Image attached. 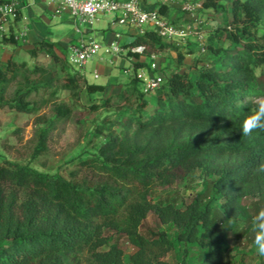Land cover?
Masks as SVG:
<instances>
[{"label":"trees","instance_id":"16d2710c","mask_svg":"<svg viewBox=\"0 0 264 264\" xmlns=\"http://www.w3.org/2000/svg\"><path fill=\"white\" fill-rule=\"evenodd\" d=\"M202 5L225 16L221 27L229 44L218 46L210 36L202 54L208 60L194 76L180 70L168 75L148 115L142 113L147 94L134 74L146 63L134 62L129 86L104 101L115 108L113 116L94 125L95 136L104 142L94 155L77 162L72 179L0 162V264H70L69 258L73 264H124L125 252L113 234L127 237L136 248L131 264H170L165 258L173 245L167 233L142 232L150 214L175 225L179 242L202 249L197 264H231L219 224L235 229L244 200L252 198L247 232L264 207V172L255 171L264 163V131L244 137L240 129L255 107L253 100L264 96L256 73L264 68V0H230L228 9L224 0H202ZM161 10L166 14L167 8ZM2 41L17 43L14 36ZM179 45L150 31L124 47L145 46L147 54L173 51L182 67L186 54ZM40 51L60 61L52 42H35L28 53L36 58ZM127 56L140 57L131 51ZM27 72L24 62H0V108L36 114L39 154L48 150L57 122L73 118L83 91L103 94L106 86L89 83L80 73L60 79L47 70L38 78ZM14 84L20 85L10 98ZM41 88L51 89L48 98L40 104L29 99ZM60 89L70 92L73 104L55 99ZM132 99L134 111L128 107ZM114 100L127 104L116 107ZM43 105L51 118L38 114ZM89 108L98 111L100 106ZM115 125L120 132L113 131ZM198 171L206 178L205 189L183 207L152 199L154 189H170ZM80 254L85 257L76 258Z\"/></svg>","mask_w":264,"mask_h":264},{"label":"rangeland","instance_id":"374dc122","mask_svg":"<svg viewBox=\"0 0 264 264\" xmlns=\"http://www.w3.org/2000/svg\"><path fill=\"white\" fill-rule=\"evenodd\" d=\"M230 3V0H224ZM206 28L200 30L205 33L206 42L213 37L214 44L218 46H227L229 44L226 38V31L221 25L224 23L225 16L215 13L213 10L206 11ZM114 18L113 15L101 16L100 21L93 25V28L81 27L78 31V25L72 17H52L49 24L46 26L45 36L48 40L54 43V48L58 50L59 62L46 52H39L36 58L31 57L21 51L16 52V61L19 63H26L28 69L27 76L30 78H38L41 70L52 72L56 77L62 79L66 74L80 73L85 75L89 83L100 84L104 82V77L95 78L91 71L94 64H102L104 66H111L110 60L112 55L105 53L96 56L93 60L87 62L83 67L71 66L62 54L66 51V45L72 41H78L81 38H93L98 42L104 43L110 40L113 36V28H110V21ZM203 25V24H202ZM92 32H88L91 31ZM103 30L106 33L103 35ZM221 32L220 35L216 34ZM130 36H122V43L130 42ZM183 51L186 54L185 62L182 67H178L176 63L177 54L174 52H158L159 64L161 72L168 76L176 70L186 71L194 76L196 69L208 60L207 57L202 56L198 44L194 40H189L187 44L183 45ZM0 51V62H4L8 57V52L2 46ZM173 52V51H172ZM175 54V55H174ZM190 54V56H188ZM102 58V60H101ZM150 57L146 58L150 62ZM256 73L259 76V86L264 89V68H257ZM23 76L20 82L23 83ZM21 84V83H20ZM14 84L9 97L13 96L14 91L18 85ZM128 88L127 90H130ZM51 89L41 88L33 91L29 99L43 102L49 97ZM115 97L116 95H112ZM148 106L142 111L144 115L149 112L156 104L155 93L147 94ZM109 98L107 93L95 94L93 96L82 98L81 104L74 105V115L70 121L57 122L55 128L51 131L48 140V150L43 153H36L38 147L37 130L41 126L35 125L36 114L21 113L15 110H10L8 107L0 108V162H12L21 166H26L37 171L47 173L50 175L61 174L68 179L73 178V173L77 168L76 164L79 160L88 158L97 152L98 147L104 142V137H96L94 125L101 126L104 118L113 116L115 108H108L104 105V101ZM55 99L62 103L73 104L70 92L60 89ZM92 104L100 106L98 111H93L89 108ZM112 104L115 106H122L121 100H114ZM130 109L136 110V102L134 99L130 101ZM47 113L51 118L49 107L42 106L38 114ZM121 128L114 126L113 131L120 132ZM83 176L81 173L80 177ZM206 178L198 171L188 178L179 181L170 189H154L152 192V199L161 203L173 202L179 207H183L184 203L188 202L196 193L205 189ZM252 198L244 200L241 209L240 221L237 227L232 230H226L219 224L220 232L227 237V254L230 257L231 264H264V256L258 252L257 233L259 231L258 225L252 221L251 227L245 232L248 226V219L251 216L250 205ZM218 205V203L216 204ZM148 230H163L167 233L168 239L173 245V249L167 254L166 260L170 264H197L198 254L202 249L197 244L185 245L177 240L178 228L173 225H165L153 214H150L143 222L142 232L146 233ZM113 242H116L125 252L124 264H131L130 256L136 251V248L130 244L128 238L118 234L112 235ZM85 254H80L76 258H84ZM70 264H73L72 259H68ZM77 260L74 261V263Z\"/></svg>","mask_w":264,"mask_h":264},{"label":"built area","instance_id":"2783aa9c","mask_svg":"<svg viewBox=\"0 0 264 264\" xmlns=\"http://www.w3.org/2000/svg\"><path fill=\"white\" fill-rule=\"evenodd\" d=\"M53 6V16L62 17L65 13L72 17L80 31L81 27L93 28L101 16L113 15L110 27L116 26L110 40L101 43L93 38H81L66 45L62 56L71 66L83 67L102 53L112 56H127L128 51L139 54L137 59L150 57V62L134 70L141 90L145 94L155 93L166 77L161 72L157 53L147 54L145 46L124 47L122 36H130L134 41L147 32H155L160 38L179 44H187L190 40L197 42L200 53L206 52V36L201 32L203 22H177L167 16L161 9L178 6L182 13L196 15L200 8L196 0H152L154 8H146L147 0H48ZM19 6L16 0H0V30L8 18L16 20ZM89 33L92 32L88 31ZM127 42V43H130ZM134 69V67H132Z\"/></svg>","mask_w":264,"mask_h":264},{"label":"crops","instance_id":"0c3cea01","mask_svg":"<svg viewBox=\"0 0 264 264\" xmlns=\"http://www.w3.org/2000/svg\"><path fill=\"white\" fill-rule=\"evenodd\" d=\"M19 6V15L16 20H11L8 18L7 22L4 24L3 29L0 30V51L1 47L5 48L8 52V58L3 62H7L9 59L16 60V52L21 51L25 54H29L28 51L33 48L34 43L41 40H48L45 36L46 26L50 22L51 16L53 17V6L48 0H16ZM200 8L196 15H188L181 12L178 6H172L167 8L166 15L172 17L177 22H203L201 25V30L205 29L207 24L206 11L212 9H206L202 5V0H196ZM226 4V3H225ZM227 9L230 7V3L226 4ZM146 8H154L152 0H147ZM70 17L68 14H64L62 18ZM230 17V16H229ZM110 28L118 29L116 26H111ZM106 30H103V35ZM14 36L17 43H4L2 41L3 37ZM91 38V37H90ZM165 42H170L167 39H163ZM50 41V40H48ZM52 42V41H50ZM53 43V42H52ZM54 44V43H53ZM184 44H180L181 48ZM55 49V48H54ZM185 48H182L184 51ZM56 53L58 50L55 49ZM167 52V51H164ZM173 54L174 52L168 50ZM175 55V54H174ZM190 56V54H188ZM102 60V58H101ZM138 61L133 57L128 56H112L110 60L111 66H104L102 64H94L91 71L95 78L104 77V82L100 85L106 86L107 95L110 97L112 95H117L125 90L133 77V64ZM140 61H146V59H140ZM87 72H84L86 75ZM84 75V76H85ZM264 90V89H263ZM90 97L86 91H83L82 98ZM156 97V94H155ZM148 98V97H147Z\"/></svg>","mask_w":264,"mask_h":264},{"label":"clouds","instance_id":"9594fccd","mask_svg":"<svg viewBox=\"0 0 264 264\" xmlns=\"http://www.w3.org/2000/svg\"><path fill=\"white\" fill-rule=\"evenodd\" d=\"M255 107L250 109L249 114L243 119L240 125L242 135L249 137L256 130L264 131V96L257 97L253 100ZM256 172H264V163L258 165ZM254 222L258 225L259 231L257 233L258 252L264 256V207H262Z\"/></svg>","mask_w":264,"mask_h":264}]
</instances>
